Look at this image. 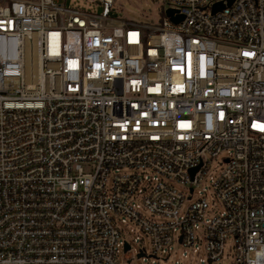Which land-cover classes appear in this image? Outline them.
Instances as JSON below:
<instances>
[{
	"label": "built area",
	"instance_id": "2783aa9c",
	"mask_svg": "<svg viewBox=\"0 0 264 264\" xmlns=\"http://www.w3.org/2000/svg\"><path fill=\"white\" fill-rule=\"evenodd\" d=\"M81 1L0 0V264H121L127 221L143 260L264 264V0Z\"/></svg>",
	"mask_w": 264,
	"mask_h": 264
},
{
	"label": "rangeland",
	"instance_id": "374dc122",
	"mask_svg": "<svg viewBox=\"0 0 264 264\" xmlns=\"http://www.w3.org/2000/svg\"><path fill=\"white\" fill-rule=\"evenodd\" d=\"M61 3L64 0H60ZM65 5L73 9H82L95 14L102 12V5L100 2H83L81 0H66ZM167 6L162 0H117V5L112 8V14L117 19L133 20L140 24L157 25L161 22L163 12ZM225 155L219 156L212 163L211 174L214 176L222 168L221 160ZM176 187L181 188L180 185L175 184ZM205 187L210 189V179ZM207 200L210 207L216 201L212 192H207ZM215 212L221 211L219 203ZM123 229V237L131 243L132 251L127 254H120L119 262L121 264H227L230 258L218 262L203 261L206 260L205 241L197 244L200 248L198 253L192 250H185L179 245H174L171 254L168 257L164 255L163 260L158 262L155 259L143 260L138 257L139 250L145 248L149 253L151 252V244L149 238L130 221L125 225H121Z\"/></svg>",
	"mask_w": 264,
	"mask_h": 264
},
{
	"label": "water",
	"instance_id": "95a60500",
	"mask_svg": "<svg viewBox=\"0 0 264 264\" xmlns=\"http://www.w3.org/2000/svg\"><path fill=\"white\" fill-rule=\"evenodd\" d=\"M232 2H233V0H229V1H228V4L230 5ZM223 8H224V5H223V3L220 2V3H218V4H216V5L214 6V10H213V12L219 11V10H221V9H223ZM173 13H174V11H173L172 9H167V10H166V15L169 16V17H172V20H173L175 23H178V22L182 19V17H173ZM195 171H196V169L192 171V174H193ZM127 249H129V246H128V245H126V250H127Z\"/></svg>",
	"mask_w": 264,
	"mask_h": 264
}]
</instances>
